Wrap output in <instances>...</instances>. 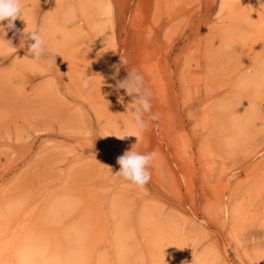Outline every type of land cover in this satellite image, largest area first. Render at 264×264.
Listing matches in <instances>:
<instances>
[{
    "label": "rangeland",
    "instance_id": "rangeland-1",
    "mask_svg": "<svg viewBox=\"0 0 264 264\" xmlns=\"http://www.w3.org/2000/svg\"><path fill=\"white\" fill-rule=\"evenodd\" d=\"M23 3L0 34V264H264V0ZM133 70L142 133L113 87ZM132 149L157 153L142 188L116 175Z\"/></svg>",
    "mask_w": 264,
    "mask_h": 264
},
{
    "label": "clouds",
    "instance_id": "clouds-1",
    "mask_svg": "<svg viewBox=\"0 0 264 264\" xmlns=\"http://www.w3.org/2000/svg\"><path fill=\"white\" fill-rule=\"evenodd\" d=\"M24 7L23 0H0V34H2L3 37H5L8 30L15 29L14 22L18 18L22 19ZM4 21H7L6 25L2 23ZM76 22V10L67 8L60 14L58 25L63 29H68ZM21 35L22 42H27L28 52L35 61H40L42 58L47 57L46 63H55V56L58 53L46 47L45 38L41 35L39 29L25 31ZM232 49L233 42L231 40L223 42L224 52H230ZM118 71L119 68L117 67V73ZM81 81L83 88L87 89L90 86V81L86 78V75L81 77ZM113 87L117 92L123 89L125 93L131 97V102L127 107L130 112L131 127L136 132L142 133L148 128L150 121L159 119V114L152 112V105L150 102L151 92L145 87L142 74L135 70L128 71L127 77L123 80H117ZM120 99L122 101L123 98L121 97ZM125 137L126 136L118 138L124 139ZM156 158L157 153L155 151L144 154L133 149L125 151L123 155L117 158V164L120 166V169L116 175L142 188L151 178L149 166Z\"/></svg>",
    "mask_w": 264,
    "mask_h": 264
},
{
    "label": "bare ground",
    "instance_id": "bare-ground-1",
    "mask_svg": "<svg viewBox=\"0 0 264 264\" xmlns=\"http://www.w3.org/2000/svg\"><path fill=\"white\" fill-rule=\"evenodd\" d=\"M257 73H258V72H257ZM255 75H256V74H255ZM255 77H256V76H255ZM226 205H227V204H226ZM222 210H223V209H222ZM227 210H228V209H227ZM227 212H228V211H227ZM226 220H227V219H226ZM33 239H34V238H33ZM32 241H33V240H32ZM32 241H31V242H32ZM37 243H39V241H38ZM16 246H17V245H16ZM43 248H44V247H43ZM29 251H30V250H29ZM36 251H37V250H36ZM14 252H15V251H14ZM23 253H24V252H23ZM32 253H34L33 250H32ZM13 254H14V253H13ZM26 254H29V253L27 252V253H25V255H26ZM0 255H1V254H0ZM21 255H22V254H21ZM23 255H24V254H23ZM26 256H27V255H26ZM49 257H50V256H49ZM22 258H23V257L21 256V259H22ZM30 258H31V256H30ZM58 258H59V257H58ZM21 259H20V260H21ZM28 260H29V259H28ZM28 260H27V261H28ZM40 260H41V259H40ZM27 261H26V262H27ZM24 262H25V259H24ZM11 263H12V262H11Z\"/></svg>",
    "mask_w": 264,
    "mask_h": 264
}]
</instances>
